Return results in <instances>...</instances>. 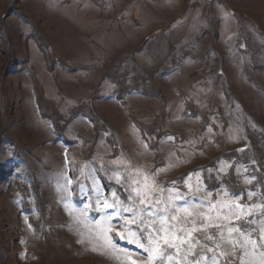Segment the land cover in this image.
Here are the masks:
<instances>
[{"label": "rangeland", "instance_id": "rangeland-1", "mask_svg": "<svg viewBox=\"0 0 264 264\" xmlns=\"http://www.w3.org/2000/svg\"><path fill=\"white\" fill-rule=\"evenodd\" d=\"M153 174L264 205V0H0V264H130L103 201Z\"/></svg>", "mask_w": 264, "mask_h": 264}, {"label": "snow or ice", "instance_id": "snow-or-ice-1", "mask_svg": "<svg viewBox=\"0 0 264 264\" xmlns=\"http://www.w3.org/2000/svg\"><path fill=\"white\" fill-rule=\"evenodd\" d=\"M117 182H120L119 177ZM189 190L201 191L191 186ZM128 192L127 203L112 193L113 202L110 204L105 199L102 205L104 209L115 210V218L123 221V230H115V225L111 224L113 216L109 215L99 226L97 235L103 247L121 254L130 264H220L221 258L225 264H264V221L256 237L253 233L257 229L237 223L255 224L251 219L253 212L259 208L264 215V205L245 206L239 203L240 197L213 202L209 199L210 192H205L200 203H192L177 189L156 185L154 174L151 181L148 175L142 180L134 179ZM224 195L227 197L228 193ZM251 196L249 193V198ZM178 200L185 203L177 204ZM88 207L90 205H85ZM113 232L115 237L126 240L139 251L120 248ZM141 256L143 259H138Z\"/></svg>", "mask_w": 264, "mask_h": 264}, {"label": "trees", "instance_id": "trees-1", "mask_svg": "<svg viewBox=\"0 0 264 264\" xmlns=\"http://www.w3.org/2000/svg\"><path fill=\"white\" fill-rule=\"evenodd\" d=\"M104 185H105V187H107L108 185H107V183H106V181H104ZM108 188V187H107Z\"/></svg>", "mask_w": 264, "mask_h": 264}]
</instances>
